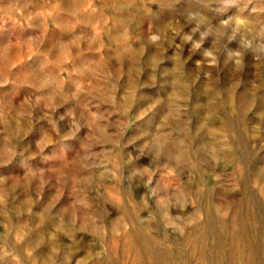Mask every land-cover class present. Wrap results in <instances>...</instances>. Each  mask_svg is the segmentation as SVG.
I'll use <instances>...</instances> for the list:
<instances>
[{"label": "rangeland", "instance_id": "374dc122", "mask_svg": "<svg viewBox=\"0 0 264 264\" xmlns=\"http://www.w3.org/2000/svg\"><path fill=\"white\" fill-rule=\"evenodd\" d=\"M0 264H264V0H0Z\"/></svg>", "mask_w": 264, "mask_h": 264}]
</instances>
